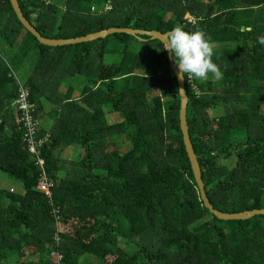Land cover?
<instances>
[{"label": "trees", "instance_id": "trees-1", "mask_svg": "<svg viewBox=\"0 0 264 264\" xmlns=\"http://www.w3.org/2000/svg\"><path fill=\"white\" fill-rule=\"evenodd\" d=\"M18 2L43 38L112 26L165 34L179 24L205 32L223 79L194 80L192 93L184 77L189 137L205 190L222 212L264 209V45L257 40L264 35V0ZM108 2L112 8L102 11ZM141 39L115 33L42 46L10 0H0V42L17 58L35 54L23 85L36 117L42 119L46 100L55 119L49 132L38 130L48 134L42 157L54 181L51 205L12 112L16 81L0 56V171L23 186L21 194L0 189V264H264V215L224 221L200 200L182 142L175 75L163 45ZM110 113L121 120L110 123ZM70 146L77 156L63 159Z\"/></svg>", "mask_w": 264, "mask_h": 264}, {"label": "water", "instance_id": "water-1", "mask_svg": "<svg viewBox=\"0 0 264 264\" xmlns=\"http://www.w3.org/2000/svg\"><path fill=\"white\" fill-rule=\"evenodd\" d=\"M11 5L14 9V12L21 22V24L28 30V32L39 42V45H46L51 47L56 46H65V45H74L83 42H91L98 40L100 38H104L108 35L115 34V33H126L132 35L134 38L142 41L141 37H149L150 40L158 41L163 45V41L166 39V34H160L158 32H144V30L139 29H132V28H122L120 26H112L106 29L99 30V32L87 34L84 36L68 38V39H50V38H43L38 30L30 23V21L24 16V13L19 5L18 0H10ZM164 47V45H163ZM167 54V60L170 68L172 69L178 89H183V93L179 94L180 100V107H179V124L182 131V142L184 146L185 153L187 155V159L190 164L191 172L196 183L200 200L203 201L204 206L218 219L229 221V220H246L256 215H264V209H253L250 211H242L238 213H226L217 210L212 203L210 202L206 190L203 177H201V170L197 162V157L194 154L193 148L191 146V141L189 137L188 131V121L186 120V106L188 102V97L186 94L185 86H184V79L181 80L178 78V67L174 64L173 59L171 58V53L165 51Z\"/></svg>", "mask_w": 264, "mask_h": 264}, {"label": "clouds", "instance_id": "clouds-1", "mask_svg": "<svg viewBox=\"0 0 264 264\" xmlns=\"http://www.w3.org/2000/svg\"><path fill=\"white\" fill-rule=\"evenodd\" d=\"M163 41L164 51L171 53V58L178 67V78H187L192 93L196 92V85L192 81L207 82L210 79H223V72L214 62V46L210 37L200 29L189 32L182 25H176L166 34ZM258 42L264 45V35L257 37ZM178 93L184 90L178 89Z\"/></svg>", "mask_w": 264, "mask_h": 264}, {"label": "built area", "instance_id": "built-area-1", "mask_svg": "<svg viewBox=\"0 0 264 264\" xmlns=\"http://www.w3.org/2000/svg\"><path fill=\"white\" fill-rule=\"evenodd\" d=\"M112 8L110 2L104 5L102 8V11H108ZM92 11H96L97 8L95 6L91 7ZM98 11V10H97ZM102 11H99L100 13ZM188 21H193L191 17L186 18ZM11 75L16 81L17 88H18V95L16 99L12 102V112L15 115L16 122L20 125V128L23 130V141L25 142L27 152L29 156L34 160L35 165L40 169L41 171V177L39 182V188L46 192L50 198L51 205L53 195H52V189L54 187V181L49 179L45 172V162L44 158L42 157V148L44 145V142L46 141L48 134H45L44 136L38 135V130L40 128V120L38 117H36L34 113V106L30 103L29 100V91L28 88L22 84V82L14 76V74L11 72ZM192 84L193 81L191 82ZM197 87L196 92L197 93ZM54 214L56 215V219H58V209L54 208L53 210ZM54 241H59V236L57 232L53 236Z\"/></svg>", "mask_w": 264, "mask_h": 264}, {"label": "rangeland", "instance_id": "rangeland-1", "mask_svg": "<svg viewBox=\"0 0 264 264\" xmlns=\"http://www.w3.org/2000/svg\"><path fill=\"white\" fill-rule=\"evenodd\" d=\"M190 17L189 15H185V18ZM0 56L3 57L6 62L8 63L11 72L14 74L16 78H18L22 84H25L29 78V76L32 74L33 69H34V64L37 60V57L35 56L34 53L30 54L28 57H18V51H12L9 46L4 43L0 42ZM77 85V84H76ZM64 87V86H63ZM65 88V87H64ZM60 92H63L64 90H60ZM157 94V92H153L150 97L153 95ZM110 113L108 115V121L110 123H115L121 118L117 114ZM123 149L128 150L130 147L127 144V142L124 140ZM0 189L5 190V191H11V189L15 193L21 194L23 192V186L20 181L10 178L5 174L4 172L0 171ZM121 246H124V243H120ZM83 259H88V257H83Z\"/></svg>", "mask_w": 264, "mask_h": 264}, {"label": "crops", "instance_id": "crops-1", "mask_svg": "<svg viewBox=\"0 0 264 264\" xmlns=\"http://www.w3.org/2000/svg\"><path fill=\"white\" fill-rule=\"evenodd\" d=\"M75 92H74V96H77V92L81 89V84H77L76 83L74 85H72ZM65 88L67 86H64ZM63 86H61L59 89L60 90H64L65 91V88ZM79 102V101H77ZM41 103H42V107H43V117L42 119L40 120L41 121V128H43L45 130V132H49L50 129L55 125V119L54 117L50 116L49 111H51L52 109V105L46 101V100H41ZM106 119L108 121V114L106 115ZM78 154V150H77V147L75 146H70V147H67L65 148L60 156L63 158V159H68V160H72L74 159Z\"/></svg>", "mask_w": 264, "mask_h": 264}]
</instances>
